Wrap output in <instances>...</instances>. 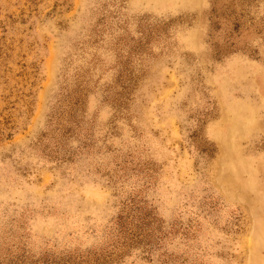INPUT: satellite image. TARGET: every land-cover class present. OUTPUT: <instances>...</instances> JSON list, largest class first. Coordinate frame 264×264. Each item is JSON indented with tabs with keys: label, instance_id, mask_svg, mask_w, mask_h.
<instances>
[{
	"label": "rangeland",
	"instance_id": "374dc122",
	"mask_svg": "<svg viewBox=\"0 0 264 264\" xmlns=\"http://www.w3.org/2000/svg\"><path fill=\"white\" fill-rule=\"evenodd\" d=\"M0 264H264V0H0Z\"/></svg>",
	"mask_w": 264,
	"mask_h": 264
}]
</instances>
